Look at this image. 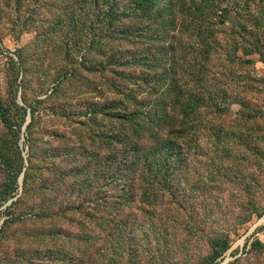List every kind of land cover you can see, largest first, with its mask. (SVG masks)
Wrapping results in <instances>:
<instances>
[{
	"label": "rangeland",
	"instance_id": "1",
	"mask_svg": "<svg viewBox=\"0 0 264 264\" xmlns=\"http://www.w3.org/2000/svg\"><path fill=\"white\" fill-rule=\"evenodd\" d=\"M97 14L93 0H0V264H157L163 257L148 250L146 236L134 239L132 251L105 248L101 240L93 250L84 247L62 206L59 178L72 148L81 163L80 195L100 184L95 186L100 142L87 120L107 83L90 73L102 60ZM259 37L264 46V33ZM244 60L222 84L229 95L242 96L245 107L204 108L197 166L207 177L192 194L204 206H197L204 222L176 231L173 264L231 263L255 239L264 244V212L231 232L225 253L211 242L214 235L222 238L218 230L232 224L241 208L264 209V61L258 55ZM198 189L207 191V202L199 201ZM116 194L109 188L103 195L114 200ZM164 198L159 207L166 215L172 201ZM140 214L134 217L139 222ZM251 263L264 264V258L254 255Z\"/></svg>",
	"mask_w": 264,
	"mask_h": 264
},
{
	"label": "trees",
	"instance_id": "2",
	"mask_svg": "<svg viewBox=\"0 0 264 264\" xmlns=\"http://www.w3.org/2000/svg\"><path fill=\"white\" fill-rule=\"evenodd\" d=\"M93 2L102 60L90 73L107 80L97 107L87 113L100 142L95 186L100 184L97 191L80 195L81 163L72 148L59 178L66 195L62 206L69 211L67 219L77 224L76 239L84 247L93 250L101 240L105 248L124 245L132 251L138 247L134 239L146 236L152 244L148 250L158 249L163 256L157 264H173L176 231L190 232L204 222L197 208L204 206L192 196L207 177L197 166L199 138L206 129L204 108L245 107L242 96L224 90L222 79L236 76L235 67L245 57L258 55L264 61L259 37L264 33V0ZM24 178L28 183L30 173ZM109 188L117 192L114 200L103 195ZM199 189V201L207 202V191ZM165 194L172 201L166 215L159 207ZM243 209L232 224L218 230L222 238L213 236L220 253L229 250L232 231L264 212ZM136 210L141 211L140 222L134 218ZM254 255L264 258L258 239L229 264H252Z\"/></svg>",
	"mask_w": 264,
	"mask_h": 264
},
{
	"label": "water",
	"instance_id": "3",
	"mask_svg": "<svg viewBox=\"0 0 264 264\" xmlns=\"http://www.w3.org/2000/svg\"><path fill=\"white\" fill-rule=\"evenodd\" d=\"M230 260H226L225 262H223L222 264H228Z\"/></svg>",
	"mask_w": 264,
	"mask_h": 264
},
{
	"label": "bare ground",
	"instance_id": "4",
	"mask_svg": "<svg viewBox=\"0 0 264 264\" xmlns=\"http://www.w3.org/2000/svg\"><path fill=\"white\" fill-rule=\"evenodd\" d=\"M222 264V263H221Z\"/></svg>",
	"mask_w": 264,
	"mask_h": 264
}]
</instances>
